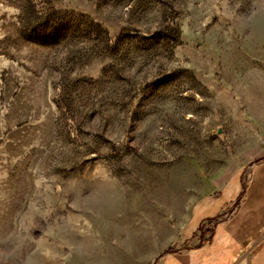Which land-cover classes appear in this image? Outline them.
<instances>
[{
    "label": "rangeland",
    "instance_id": "1",
    "mask_svg": "<svg viewBox=\"0 0 264 264\" xmlns=\"http://www.w3.org/2000/svg\"><path fill=\"white\" fill-rule=\"evenodd\" d=\"M256 169L264 0H0V264H154Z\"/></svg>",
    "mask_w": 264,
    "mask_h": 264
},
{
    "label": "crops",
    "instance_id": "2",
    "mask_svg": "<svg viewBox=\"0 0 264 264\" xmlns=\"http://www.w3.org/2000/svg\"><path fill=\"white\" fill-rule=\"evenodd\" d=\"M252 175L259 183H233L193 206L181 228V240L192 236L200 220L229 206L232 211L195 247L179 249L178 244L158 255L154 264H264V175L259 169Z\"/></svg>",
    "mask_w": 264,
    "mask_h": 264
},
{
    "label": "trees",
    "instance_id": "3",
    "mask_svg": "<svg viewBox=\"0 0 264 264\" xmlns=\"http://www.w3.org/2000/svg\"><path fill=\"white\" fill-rule=\"evenodd\" d=\"M170 250H166L165 252H163V254L169 253ZM162 255V254H161ZM160 256V255H159Z\"/></svg>",
    "mask_w": 264,
    "mask_h": 264
},
{
    "label": "built area",
    "instance_id": "4",
    "mask_svg": "<svg viewBox=\"0 0 264 264\" xmlns=\"http://www.w3.org/2000/svg\"><path fill=\"white\" fill-rule=\"evenodd\" d=\"M215 225V224H214ZM197 243H198V241H197Z\"/></svg>",
    "mask_w": 264,
    "mask_h": 264
}]
</instances>
